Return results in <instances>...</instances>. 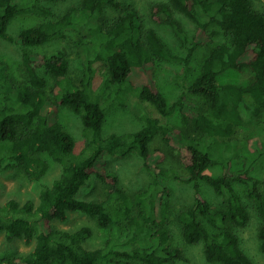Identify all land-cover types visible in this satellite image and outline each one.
<instances>
[{
    "label": "trees",
    "instance_id": "obj_1",
    "mask_svg": "<svg viewBox=\"0 0 264 264\" xmlns=\"http://www.w3.org/2000/svg\"><path fill=\"white\" fill-rule=\"evenodd\" d=\"M44 1L0 0V39L21 48V64L26 81L12 84L0 65V164L16 163L30 181H39L48 171L46 154L61 168L60 176L44 186L38 204L19 205L9 200L0 206V233L8 240L34 244L22 256L0 264H174L186 261L183 251L170 247L168 230L169 189L164 179L193 185V203L176 220L186 244L202 243L204 258L210 263L254 264L241 248L236 229L248 225L251 215L235 184L246 187L260 219L257 236L264 252V179L251 175L264 158V127H254L238 151L231 136L237 128L257 119L264 111V11L252 0H165L151 5L157 24L170 26L178 36L182 54L174 53L152 28H145L138 12L123 9L119 0H79L59 18L22 29L16 37L7 32L9 23L24 15L47 16ZM121 13L110 25L100 21L103 9ZM189 18L196 26L189 39L176 15ZM218 29L210 31L211 26ZM84 28L92 44L81 78L69 75V63L60 51L41 53L37 49L66 37L68 30ZM224 41L211 47L197 77L189 84L190 61L194 53L213 37ZM177 62L182 71L175 82L182 88L168 104L154 80L155 61ZM106 65L100 86L93 89V63ZM249 69L246 85L219 83L228 71ZM48 76L51 79L49 85ZM191 94L197 99H187ZM129 97L150 104L161 117L179 115V124H161L145 110L139 114L143 126L135 132L101 137L105 115L126 105ZM61 107L77 114L82 123L84 147L74 152L75 142L57 116ZM247 116V117H246ZM154 149H150V144ZM136 151L151 182L133 196L119 185L117 175L107 169V157ZM242 162L239 170L232 162ZM221 166L222 173L211 176L205 170ZM92 178L106 187L98 200H82L78 194ZM225 197V207L212 211L199 182ZM79 212L95 219L110 236L96 250L82 247L90 235L87 226L74 232L56 229L68 214ZM203 220L214 231H210ZM124 236V237H123ZM148 240L147 247L139 246ZM117 246L129 249L117 250Z\"/></svg>",
    "mask_w": 264,
    "mask_h": 264
},
{
    "label": "rangeland",
    "instance_id": "obj_2",
    "mask_svg": "<svg viewBox=\"0 0 264 264\" xmlns=\"http://www.w3.org/2000/svg\"><path fill=\"white\" fill-rule=\"evenodd\" d=\"M28 0H15L16 3H24ZM79 0L64 1H44L43 6L49 9L47 16L41 15H24L14 18L8 25L7 32L16 37L22 30L35 26L43 21L55 20L61 17L70 6L76 5ZM123 9H135L145 28H152L157 32L163 42L177 54H182L179 46L178 36L175 31L166 24H157L151 17V5L155 2L165 0H119ZM254 7L264 11V0H252ZM118 9L105 7L103 9L100 21L103 25H110L114 19L120 15ZM177 20L181 23L184 32L190 39L195 30V24L187 17L176 15ZM216 26H211L210 31L217 30ZM91 35L84 28L68 30L66 37L59 39L54 43L37 49L41 53H52L60 51L65 54L69 63V75L78 81L85 69V62L88 57L87 49L91 46ZM224 41L223 35L220 33L213 37L212 41L206 46L199 48L190 61L191 70L186 85H189L198 75L201 64L208 54L211 47ZM0 65L7 79L12 84H20L26 81V75L21 64V48L16 43H10L0 39ZM95 73L93 79V89H96L102 83L106 73V65L103 62L96 61L92 65ZM182 67L177 62H167L162 60L155 61L154 80L159 91L166 98L168 104H172L183 91L175 82V76L180 74ZM1 72V69H0ZM253 73L249 69L242 72L228 71L218 77L219 83H235L238 85H246L252 79ZM51 84V79L46 76ZM187 99L193 102L197 101L191 94H187ZM3 105V94L0 92V107ZM145 110L150 116L159 118L161 124H179V115L174 113L169 117H161L158 112L148 103H139L135 97H129L126 105L112 108L105 115V120L100 131L101 137H107L111 134H124L135 132L143 126L139 119V114ZM247 117V116H246ZM58 122L64 130L70 133L74 139V152L79 153L84 147L83 127L80 117L66 107H61L58 116ZM264 127V111L261 115L253 120L248 121L241 128H237L231 136V140L236 144L239 151L246 137L254 129V127ZM150 149L154 146L150 144ZM41 158L48 162V171L39 181H30L22 169L14 162L3 160L0 164V206L9 200H15L19 205L27 202L38 204V196L40 190L44 186H50L52 182L60 176V166L53 162L46 154H39ZM242 162L234 159L232 169L239 170ZM107 169L117 175L119 185L128 196L146 189L151 182V176L146 172L143 161L136 151L128 152L125 155L117 154L107 157ZM205 173L211 176H218L222 173L221 166H210ZM251 175L264 179V158L256 164ZM164 184L169 189L168 198V230L170 234V247L179 248L183 251L186 261H179L174 264H220L210 263L204 258L202 251V243L193 245L186 244L182 238L181 226L176 220V216L182 211L189 208L193 203V185L184 184L173 179H164ZM201 194L211 204L212 211L222 210L225 207V197L217 195L213 189L205 182H199ZM234 188L241 196L244 204L250 211V221L244 228L236 229L241 248L251 258L254 264H264V252L260 250V241L257 236L258 225L260 219L255 211L253 202L246 197V187L242 184H235ZM264 193V184L260 186ZM106 194V187L92 178L82 187L78 194V198L82 200H98L102 199ZM207 228L212 232L214 229L210 227L204 220ZM56 229L74 232L82 227H89L91 235L82 242L85 250H96L101 248L110 236L108 228H100L95 219L90 216L72 212L68 214L65 222H54ZM124 237V236H123ZM139 246L147 247L150 245L148 240H141L137 243ZM33 243L28 245L21 239L8 240L4 233H0V261L6 260L14 256H22L28 254ZM117 250L129 249V246H117Z\"/></svg>",
    "mask_w": 264,
    "mask_h": 264
}]
</instances>
